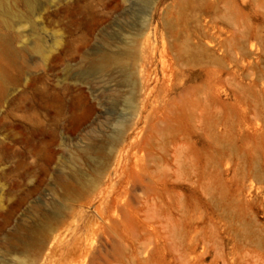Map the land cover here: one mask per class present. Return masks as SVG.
<instances>
[{"label": "rangeland", "instance_id": "rangeland-1", "mask_svg": "<svg viewBox=\"0 0 264 264\" xmlns=\"http://www.w3.org/2000/svg\"><path fill=\"white\" fill-rule=\"evenodd\" d=\"M4 2L0 264H264V0Z\"/></svg>", "mask_w": 264, "mask_h": 264}, {"label": "bare ground", "instance_id": "bare-ground-1", "mask_svg": "<svg viewBox=\"0 0 264 264\" xmlns=\"http://www.w3.org/2000/svg\"><path fill=\"white\" fill-rule=\"evenodd\" d=\"M6 1V0H5ZM28 2V1H27ZM31 3V2H30ZM0 9H2V11L3 12H5L6 14H9L10 13V11L7 9V7H6V4H5V2H4V0H0ZM1 11V10H0ZM1 11V12H2ZM146 36V34L145 33H143L142 34V37H145Z\"/></svg>", "mask_w": 264, "mask_h": 264}]
</instances>
